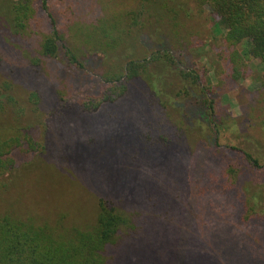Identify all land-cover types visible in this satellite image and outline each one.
<instances>
[{
  "label": "rangeland",
  "instance_id": "374dc122",
  "mask_svg": "<svg viewBox=\"0 0 264 264\" xmlns=\"http://www.w3.org/2000/svg\"><path fill=\"white\" fill-rule=\"evenodd\" d=\"M17 1L0 0V13L3 15L1 11ZM43 1L33 0L31 39L17 37L13 46H7L8 74L0 72V83L9 78L17 84L16 96L27 114L21 126L33 128L44 145L43 151L20 160L22 166L38 161L35 168L27 167L24 176L13 172L15 196L22 189L28 203L44 209L58 196L70 193L75 197V212L85 214V201L100 196L102 188L108 191L106 182L119 183L125 167L135 177L128 176L122 197L141 200L139 206L148 226L147 236L140 237L141 247L123 254L121 264H264V223L259 219L242 220L244 203L237 199L236 192L221 195L222 187H214L213 177L219 169L202 155L204 150H216L206 141L208 132L191 129L188 138L196 148L191 149L187 143L184 154L173 158L156 156L144 138L156 140L166 133L162 123L184 128L182 111L176 105L182 98L185 105L189 102L184 96V82L176 80V75H181L180 67L198 77L200 88H207L211 98L218 100L219 112L228 122L227 133L221 136V147L217 148L219 154L233 158L234 146L244 151L260 148L264 155V64L246 55L251 43L227 44L225 23L209 8L199 7L197 0H48L47 8H43ZM143 7L144 14H137ZM133 13L138 15L136 24ZM105 22L110 26L120 24L122 31L112 34L124 39L117 50L96 43ZM218 24L222 34L216 32ZM53 28L64 37L67 49L76 53L81 66L73 65L62 53L56 60H43L39 55L43 37ZM159 33L166 37L175 62L168 67L159 60L151 61L159 50L154 38ZM132 60L151 63L148 72L130 84L125 98L115 104L104 103L95 114L62 117L67 104L76 106L74 112L80 111L84 102L96 103L104 87L102 75L126 72ZM11 66L19 68L14 76L9 74ZM159 78L158 89L163 93L154 102L149 81ZM70 80L78 85L71 86ZM164 80L168 88H164ZM43 89L49 105L43 109L42 102L34 112L30 94L37 91L43 95ZM188 124L185 126L190 127ZM113 135L119 143L114 149L116 161L111 164L107 148ZM201 141L204 145H198ZM92 149L97 150L87 163L81 156ZM75 150L76 155H68ZM77 156L79 163L73 161ZM257 189L256 203L264 204L259 193L264 191L263 179ZM16 200L0 196L1 208L18 210ZM20 213L28 214L26 210H18ZM89 215L84 222L90 223ZM137 254L138 260L132 261Z\"/></svg>",
  "mask_w": 264,
  "mask_h": 264
},
{
  "label": "trees",
  "instance_id": "16d2710c",
  "mask_svg": "<svg viewBox=\"0 0 264 264\" xmlns=\"http://www.w3.org/2000/svg\"><path fill=\"white\" fill-rule=\"evenodd\" d=\"M47 1L42 2L43 8H47ZM197 4L199 7L209 8L220 21L225 23L227 32L224 39L227 44L232 47L249 41L251 48L246 55L264 64V0H197ZM144 11L146 10L143 7L137 14H144ZM1 12L3 15L0 13V72L8 74L6 58L10 57L8 56L10 51L7 46H13L17 37L22 40L31 39L33 33L29 29L31 20H34L35 8L33 0H19L12 7L6 6V9ZM133 14L135 16L132 21L136 24L138 15ZM109 24L108 22L101 24L96 43L101 47L117 50L122 47L124 39H119L118 36L115 38L112 34L114 31L122 30L118 23L111 26ZM156 27L158 28L156 30H159V27ZM215 29L218 34H222L219 24ZM63 38L57 29L53 28L49 35L43 37L39 55L43 60L45 58L56 60L62 53L73 65L81 66L78 56L67 49ZM154 38L159 50L154 52L151 61L159 60L166 67L175 64L170 56L166 37L159 33L154 35ZM103 40L105 43L102 42ZM102 50L107 52V49ZM151 61L143 64L132 60L128 63L126 72L115 71V73L103 74L104 87L99 100L96 103L84 102L80 105V111L74 112L72 111L76 106L69 107L67 104L61 113L62 117L72 116L75 113L95 114L104 103L115 104L122 100L128 95L130 84L140 80L141 75L148 72ZM33 64L35 63H32V68H35ZM10 69L9 74L12 73L14 76L19 68L11 66ZM178 69L181 75H176V80L180 84L184 82V96L189 102V105H185L182 98L176 105L182 111L184 128L162 123L160 126H163V131L166 133L156 140L146 136L145 142H149L154 150L153 153L157 152L156 156L170 155V158H173L181 153L184 154L187 143L191 149L196 148L188 138L191 129L196 127L203 133L208 132L209 137L206 141L216 150L211 153L204 150L202 155L214 165L217 164L219 169L218 174L213 177L215 178L214 187L216 190L222 187L221 195L229 191L236 192L237 199L244 203L245 215L242 213V220L259 219L264 223V204L256 203L255 197V190H258L260 179L264 180L263 151L260 148L257 151L252 149L244 151L233 146L231 150L234 151V157L227 159L222 157L217 148L221 147V136L227 133L228 122L219 112L218 100L211 98V92L207 88H200L198 77L194 73H185L180 67ZM3 79L4 81L0 83V196L7 197L12 202L17 199L18 210H26L28 214L18 215V210H5L0 205V264H121L124 260L121 256L141 247L140 237L147 236L148 220L143 218L144 211L139 206L142 203L141 200L136 198L131 201L127 197H122L123 184L128 185V176H133L124 167L120 171L119 183L106 182L108 191L102 188L100 196H95L92 200L89 198L88 202L85 201L88 203L85 214L75 212V197H70L68 192L65 196H58L54 201L49 202V206L44 209L34 207L35 203H28L24 199L22 189L15 196L16 180L13 172L24 176L23 171L27 167L35 168L38 161L34 163L30 161L26 166H22L19 165L20 160L30 154L43 151L44 145L43 139L38 133H34L33 128L21 126L27 119V114L26 109L17 99V84L13 79ZM149 82L151 85L148 88L152 100L156 102V98L163 93V89H158L160 78ZM69 84L77 86L78 82L70 80ZM262 84L264 88V78ZM163 85L164 88H168L165 80ZM29 102L33 104L34 112L40 109L42 102L43 109L49 105L46 103V96L44 97V89L43 95L37 91L32 92ZM186 122L190 127L185 126ZM261 125L264 127V120L261 121ZM113 137L109 143L107 142L111 143L107 148L111 164L116 161L117 151L114 149L119 143L116 141V136L113 135ZM201 144L203 141L198 143V145ZM96 150H87L80 155L87 162ZM76 153L77 150L70 151L68 155H76ZM80 160L79 157L73 159L75 163H79ZM74 165L78 167L77 164ZM25 177L28 176L25 175ZM19 178H22L21 175ZM128 187L136 189L134 185ZM259 193L264 198V191L260 190ZM117 198H121L120 202L116 201ZM30 207L35 210L31 211ZM89 210L92 212H88ZM89 213L92 214V216L89 215L91 220L90 223H86L85 215ZM52 215H54L53 218L50 217ZM132 253L135 254V252ZM137 260L138 254L132 258V261ZM124 264H131V261Z\"/></svg>",
  "mask_w": 264,
  "mask_h": 264
}]
</instances>
